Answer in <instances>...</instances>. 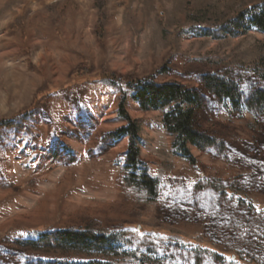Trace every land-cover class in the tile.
I'll list each match as a JSON object with an SVG mask.
<instances>
[{"label": "rangeland", "instance_id": "1", "mask_svg": "<svg viewBox=\"0 0 264 264\" xmlns=\"http://www.w3.org/2000/svg\"><path fill=\"white\" fill-rule=\"evenodd\" d=\"M102 1L0 0V264H264V33H200L261 0ZM210 74L234 80L239 108L209 91ZM111 77L159 182L153 201L122 182ZM145 79L198 91V128L222 146L180 156L163 111L141 110L126 87ZM88 226L129 244L54 245Z\"/></svg>", "mask_w": 264, "mask_h": 264}, {"label": "trees", "instance_id": "2", "mask_svg": "<svg viewBox=\"0 0 264 264\" xmlns=\"http://www.w3.org/2000/svg\"><path fill=\"white\" fill-rule=\"evenodd\" d=\"M100 2L103 1L100 0ZM251 28H256L264 33V0H261L254 7L241 11L220 27L216 29H201L200 33L212 38L235 37ZM165 68L163 67V69ZM91 80L95 81L97 78ZM203 81L215 97L221 100L229 99L235 108H239L240 95L234 80L221 78L217 74H210L205 75ZM110 83L120 89L122 94L120 113L126 120V125L112 134L115 140L128 137L122 182L128 189L144 192L146 201H153L159 194V182L149 174L147 165L139 157V148L136 145L138 126L124 111L123 105L126 93L122 90L119 81L113 78L110 79ZM126 87L128 91L132 92L131 97L139 104L141 110L154 109L163 111L164 128L173 137V149L190 163H195V160L190 153L189 145H194L202 151L215 150L222 146L216 138L201 132L198 128V114L202 111L204 105V98L198 91L175 82L159 84L153 79L127 82ZM263 97L262 93L258 94V98ZM214 190H219V188L214 187ZM50 236L45 234L40 237V240L49 241ZM52 236L55 241L54 245L59 248L71 247L80 250L103 252L105 249L113 248L115 243L129 244L126 240V233L123 230L118 233H112L106 229H97L90 226L60 230ZM24 243L37 245L38 241ZM46 245L49 246L48 243Z\"/></svg>", "mask_w": 264, "mask_h": 264}]
</instances>
